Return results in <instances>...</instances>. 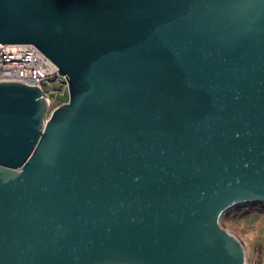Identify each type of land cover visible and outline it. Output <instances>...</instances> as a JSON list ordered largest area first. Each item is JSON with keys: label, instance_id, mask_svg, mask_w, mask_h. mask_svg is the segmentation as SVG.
<instances>
[{"label": "water", "instance_id": "95a60500", "mask_svg": "<svg viewBox=\"0 0 264 264\" xmlns=\"http://www.w3.org/2000/svg\"><path fill=\"white\" fill-rule=\"evenodd\" d=\"M0 43L67 78L0 82V264H247L264 204V0H0Z\"/></svg>", "mask_w": 264, "mask_h": 264}, {"label": "built area", "instance_id": "2783aa9c", "mask_svg": "<svg viewBox=\"0 0 264 264\" xmlns=\"http://www.w3.org/2000/svg\"><path fill=\"white\" fill-rule=\"evenodd\" d=\"M59 67L33 44L0 43V82L37 86L48 104V114L63 105L56 96L68 88ZM67 103V102H66Z\"/></svg>", "mask_w": 264, "mask_h": 264}, {"label": "rangeland", "instance_id": "374dc122", "mask_svg": "<svg viewBox=\"0 0 264 264\" xmlns=\"http://www.w3.org/2000/svg\"><path fill=\"white\" fill-rule=\"evenodd\" d=\"M56 99L59 103L68 102V88L57 95ZM262 205H242L244 208H240L238 212L233 208L224 219L225 227L244 244L247 251V264H264V212L258 210Z\"/></svg>", "mask_w": 264, "mask_h": 264}, {"label": "trees", "instance_id": "16d2710c", "mask_svg": "<svg viewBox=\"0 0 264 264\" xmlns=\"http://www.w3.org/2000/svg\"><path fill=\"white\" fill-rule=\"evenodd\" d=\"M63 103H65V102H63ZM240 208H244V207L239 206V207H237V208H235V209H237V212H238V211L241 210ZM258 210L264 212V204H263L261 207H259ZM230 213H231L230 211H229V212H226V213L224 214V216L222 217L221 224H222V226H223L224 228H226V227H225V221H224V219H226L227 216H228ZM226 229H227V228H226Z\"/></svg>", "mask_w": 264, "mask_h": 264}]
</instances>
